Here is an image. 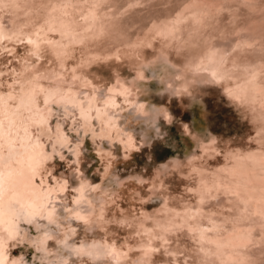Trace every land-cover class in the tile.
<instances>
[{
	"label": "rangeland",
	"instance_id": "rangeland-1",
	"mask_svg": "<svg viewBox=\"0 0 264 264\" xmlns=\"http://www.w3.org/2000/svg\"><path fill=\"white\" fill-rule=\"evenodd\" d=\"M23 1L30 2L18 1L16 9H11L15 13L0 7L3 26L16 27L23 17L41 22L45 0H31L25 4L29 9ZM196 1L205 2L202 9L200 3V8L197 3L199 9H194L189 4L192 0L102 1L97 7L100 28L79 42L67 41L64 52H59L62 56H56L54 45L48 44L58 39L56 32H48L51 39H41L33 54L23 38L0 40L3 93L15 77L13 71L18 73L26 66L21 75L48 74L50 77L40 79L44 86L72 89L83 104L95 90L96 106L104 107L108 86L118 81L131 90L127 99L117 93L114 107L106 105L117 129L109 135L99 132L100 119L93 109L89 128L81 123L74 104L56 102L55 96L46 102L41 94L37 97L46 120L30 129L40 136L46 159L34 178L53 213L49 218L46 214L19 218L16 233L6 242L7 259L0 264H114V253L104 248L96 257L79 250L107 242H114L124 253L115 264H209L207 260L217 258L212 253L214 245L206 255L200 251L198 235L187 226L184 216L201 203L200 176L211 179L216 173L223 174L220 169L230 165L234 155L264 152V118L256 113L257 99L237 100L228 92L231 80L227 85L215 79L193 60L213 43L224 46L229 58L224 66L232 74L244 63L264 65V0ZM186 3L192 11L188 5L182 11ZM26 10L28 14L21 15ZM179 10L183 12L179 25L186 31L181 38L158 33L156 25ZM195 13L200 17L195 18ZM206 40L212 43L207 45ZM74 72L80 74L78 80ZM260 73L263 76L264 69ZM13 86L18 93L19 84ZM56 131L62 133L63 144L55 143ZM125 135L131 137L126 141ZM61 183L64 187L58 190ZM80 185L86 197L76 205L73 199ZM47 187L53 192H45ZM230 196L222 191L208 195L202 202L205 214L201 221H207L211 213L218 220L234 215L237 201ZM76 206L90 216L73 215ZM146 243L152 244L148 256L142 254ZM261 246L255 242L248 248L259 253ZM263 254H258V264L264 263Z\"/></svg>",
	"mask_w": 264,
	"mask_h": 264
},
{
	"label": "bare ground",
	"instance_id": "bare-ground-1",
	"mask_svg": "<svg viewBox=\"0 0 264 264\" xmlns=\"http://www.w3.org/2000/svg\"><path fill=\"white\" fill-rule=\"evenodd\" d=\"M18 1L20 0H0V7H8V12H10L11 9H16H14L13 7H16L15 5L18 4ZM102 1L106 0H47V2L45 0L42 8L44 11L41 10L42 12H44L41 22L35 23L36 21H27V18L25 19V17H23L24 21H18V23L21 22L19 25L16 24V27H13L14 24H10L8 28L3 26L0 22V40L2 38L8 40L23 38L26 40L29 49L33 54L37 53L38 43L39 41H41V39L50 38L48 32H56L58 39H52V41L48 44L54 45V54L56 55V53H58V55L56 56H59L64 52V50H61L63 49V46L67 41L71 42L72 40H76L77 42H79L88 33L94 31L97 32V30L100 28V14H98L97 7L100 3H102ZM23 2L24 4H21H23L24 6H26L25 4L28 3V1L26 3L25 1ZM191 3L193 5H191ZM197 3L198 7L200 8L201 6L202 9L205 2L203 1L202 5L200 2H197L196 0L194 2L192 0V2H190L189 4L193 6L194 9L198 10L199 8L197 7ZM199 3L201 4L200 6ZM34 5L32 4V6ZM41 5H39V8H41ZM186 5L188 4L186 3L185 6H182V11L186 9L184 8L186 7ZM190 5H188L191 8V10L189 11H192V7ZM20 6L22 9V5ZM5 7L4 9L6 10ZM29 7L31 8L30 5L27 8L29 9ZM24 9L19 13L24 11ZM180 10L178 12L179 14L177 13L169 20L163 21L156 25L158 33H161L164 36L166 35L168 36V38L175 37L178 40L181 38V34L185 30L182 32L181 26L179 25V22H181L179 21V17L180 14L183 13ZM28 11L26 13L24 12V14L21 15L28 14ZM32 12L34 13L35 9ZM13 13H15V11ZM19 13L18 15L20 16ZM192 13L189 14V16L192 15ZM195 14H193L195 18L198 17V15ZM199 14L201 15V10ZM12 15L13 17H15L17 14ZM36 16L37 14L34 17L36 18ZM77 16L80 17V19ZM182 16L183 15H181V17ZM202 16H204V14L201 15V18ZM38 17L40 18V13ZM183 18L182 21L184 20ZM186 18L187 17H185V19ZM33 22L35 24H33ZM197 23L195 25L196 28L198 27ZM27 25H30V27H27ZM253 26L255 27V25ZM194 31L195 33L197 32L196 30ZM190 33L191 32L188 31V34ZM252 33H254L255 35V32L252 31ZM191 35L192 34H190L189 36ZM261 36H263V34ZM209 42L211 41H208V44H210ZM223 47L219 46V44L217 46L213 43L210 44L202 51V53L197 55V57L195 56L196 58H194L193 60L194 63L197 65V67L200 66L199 68L207 69V71L209 70L208 73L210 72V74L215 79H220L226 82V84L231 80V84H229L230 89L228 88V92L237 100L249 99L250 101L257 99V102L259 104L256 113L260 116L259 118H264V75L262 76L260 73L264 69V65L261 62H259L258 64L244 63L243 65H240V68L238 69L237 66L239 67V65L237 64L235 69L237 68L238 71L237 73L234 71V74H232L233 71L230 72L231 70L229 71V68L224 66V62L229 58L226 50ZM25 68L28 67L26 66L23 69H20L18 73H16V71H13L15 77L12 82H9L10 87L8 91L4 93L0 91V262H4L7 259V247L5 248L7 244L6 242L8 238L14 236L13 234L16 233L15 231L18 226L17 220L19 218L21 219L23 217H28L31 219L34 218V215L38 216L42 214H46V217L49 218L53 213L52 209L46 207V194L45 199L41 198L44 197L40 192L41 185L39 186L37 183H35L34 178V175L39 174V165L43 160L46 159L44 154L45 151H43L42 147L43 143L39 140L40 136L38 137V134L35 135L34 133H32L30 129V126H33L34 124L36 125V123H40V125H42V123H44L46 120V113L42 110V108L38 107L39 105L37 104V97H39V95L41 94L43 102H46L50 99L52 100V97L55 96L57 97L56 102H61L63 104H74L81 119V123L83 124V126L87 127H89V119H91L90 116H92L91 109H93V111H96L94 115H96V117H99L100 119L99 132H101V134L105 133L109 135V132L111 130H114V132L117 133V129L114 127L113 118L107 115L106 105L114 107L116 103L115 100L117 93L124 99H127L128 93L129 91H131L127 85H125L123 82L119 83L118 81V84L116 83L108 86L109 92L104 99V104H106L104 105V107L96 106V98L94 95L95 90L89 93V97L83 104L80 99H77L76 93L72 89L68 88L66 90H61L59 87V89L57 90H52L51 88L44 86L41 83L40 79L50 77V75L48 74L37 75L31 73L30 75H21V71H23ZM77 74L75 72L73 73V75L76 76V79L79 77L78 75H80ZM52 77L54 78L55 76L52 75ZM81 77L85 80L88 79H86L85 76ZM16 79H18V81H16ZM15 82L19 84L18 93L13 91V83L15 84ZM88 83L91 86L94 85L90 81H88ZM11 99H13L14 102L12 101L11 103ZM45 105L46 103L43 106L44 108ZM96 120L98 121V119ZM261 121H264V119ZM41 132L42 131H40V133ZM125 137L126 140L131 136L125 135ZM54 139L56 141L55 143H62L64 141V137L60 131L55 132ZM232 160L233 162L230 165H226L224 166V168L220 167L221 169L219 168L220 170L223 169L225 171L223 174H221L223 171H221V173H216L215 177H212L211 179L208 178L209 176H200V178L203 180V182L200 184L201 188L198 195L200 197L199 201L201 199V203L197 204L196 208L193 209L191 213L186 214L189 218L184 216V221L189 228L194 229L193 231L195 232L196 236L198 235V243H200L201 247L200 251H202L204 255H206V253H208L210 249L212 250V247H210V245H214V251L212 250V253H216L217 258H211L207 260L206 263L258 264V254L261 252L264 253V152H252L243 155L238 154L234 155L232 157ZM45 182L46 181H44L43 183ZM62 182L65 183V181ZM40 183L42 182L40 181ZM58 187V190H62L64 184L61 183L58 185ZM49 188L50 187H47L44 191L49 192V190H51ZM56 190L57 188L55 189V191ZM83 190L84 189L82 185L77 188V195L75 196V198L73 197L74 203L76 205L85 196ZM51 191L53 192V190ZM220 191L227 194L229 193V196L230 193H233V196L230 197L232 199H236L237 201V210L233 212L234 215H231L232 217L229 216V219L226 218V220L228 219L230 223H228L227 225L226 222L228 220H218L219 218H215L212 213L208 214L209 217H207V221L202 222L201 216L205 214L204 211V214L201 211L203 210V200L208 197V195L216 196ZM86 201L90 203V200L88 198ZM72 213L73 215L82 218H87L89 215V213L83 214L84 212L82 213L78 206L73 209ZM176 215L178 214L176 213ZM181 216H183L182 213ZM43 240L44 237H41V240H39L40 243H43ZM255 242L262 243V246L259 249V253L257 252L258 250L256 251L255 249L248 248L250 245H252V243ZM145 245L146 247H144L145 250L142 252V254H147L148 256V253L151 249L150 246L152 244L146 243ZM204 245H208V249H206ZM102 248H104L109 254L114 253V264L119 258H122V256L124 255L122 250L114 242L103 243V245L94 243L79 250L80 252H85L86 254H90L92 255V257H94L93 255L95 254H97V256L99 254H102L100 252L102 251ZM208 257H210V255H208ZM206 258H204V260Z\"/></svg>",
	"mask_w": 264,
	"mask_h": 264
}]
</instances>
